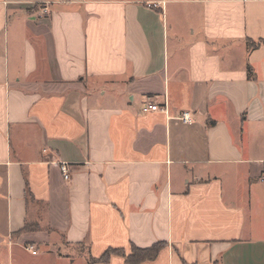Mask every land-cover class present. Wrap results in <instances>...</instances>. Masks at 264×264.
I'll return each mask as SVG.
<instances>
[{"label":"crops","instance_id":"1","mask_svg":"<svg viewBox=\"0 0 264 264\" xmlns=\"http://www.w3.org/2000/svg\"><path fill=\"white\" fill-rule=\"evenodd\" d=\"M158 243L264 264V0H0V264Z\"/></svg>","mask_w":264,"mask_h":264},{"label":"trees","instance_id":"2","mask_svg":"<svg viewBox=\"0 0 264 264\" xmlns=\"http://www.w3.org/2000/svg\"><path fill=\"white\" fill-rule=\"evenodd\" d=\"M261 44V43H259ZM258 44L253 45L252 47L256 48ZM36 229H33L32 226H27L21 231V232H32ZM166 245L164 243H158L156 245H153L150 248L146 249H138L133 247L132 254L129 256H126L125 253L122 250L117 249H109L107 250L101 257L99 258H90L89 263H108L110 258L113 255H119L123 256L125 258L126 264H141L146 261H152L157 258L160 251L165 247ZM186 264V263H184Z\"/></svg>","mask_w":264,"mask_h":264},{"label":"built area","instance_id":"3","mask_svg":"<svg viewBox=\"0 0 264 264\" xmlns=\"http://www.w3.org/2000/svg\"><path fill=\"white\" fill-rule=\"evenodd\" d=\"M195 1H197V2H205L207 0H195ZM244 1H251V0H244ZM153 6L156 7L157 4H154ZM142 110H143L144 113H149V112H157V111H160L162 109H160L158 107V105L146 104L143 107ZM179 119L182 120L184 123H188V124L192 122V117H191V114L189 112L183 113L182 116ZM61 171H62V174H63L65 180L68 181V180L71 179L70 169H69V167L66 164H62L61 165ZM35 253L36 252H33V254H35Z\"/></svg>","mask_w":264,"mask_h":264}]
</instances>
